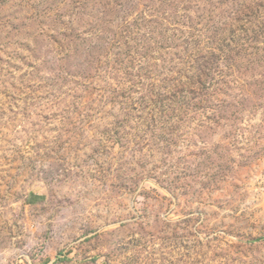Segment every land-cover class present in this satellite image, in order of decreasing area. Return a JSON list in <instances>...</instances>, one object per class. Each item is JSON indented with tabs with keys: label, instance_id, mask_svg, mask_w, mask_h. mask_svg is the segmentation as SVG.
Masks as SVG:
<instances>
[{
	"label": "rangeland",
	"instance_id": "374dc122",
	"mask_svg": "<svg viewBox=\"0 0 264 264\" xmlns=\"http://www.w3.org/2000/svg\"><path fill=\"white\" fill-rule=\"evenodd\" d=\"M0 264H264V0H0Z\"/></svg>",
	"mask_w": 264,
	"mask_h": 264
},
{
	"label": "crops",
	"instance_id": "0c3cea01",
	"mask_svg": "<svg viewBox=\"0 0 264 264\" xmlns=\"http://www.w3.org/2000/svg\"><path fill=\"white\" fill-rule=\"evenodd\" d=\"M43 195L44 194L43 193H40V192L35 193L34 194V197H32V199H33L32 201L38 203L42 199V196Z\"/></svg>",
	"mask_w": 264,
	"mask_h": 264
}]
</instances>
